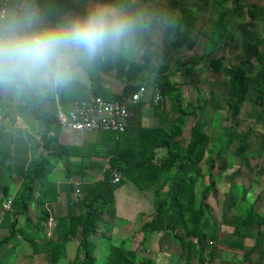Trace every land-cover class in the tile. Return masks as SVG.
Returning <instances> with one entry per match:
<instances>
[{
	"label": "crops",
	"instance_id": "0c3cea01",
	"mask_svg": "<svg viewBox=\"0 0 264 264\" xmlns=\"http://www.w3.org/2000/svg\"><path fill=\"white\" fill-rule=\"evenodd\" d=\"M71 1L85 11L91 3V0ZM182 5L192 11L196 22L188 40L181 34H170L163 49L156 52L155 65L161 66V71L142 69L137 78L125 82L124 74L130 62L144 63L143 55L138 58L109 56L84 68L75 81L77 86L73 95L78 98L93 94L92 88L96 87L101 89L103 94L109 93L128 98L138 85L145 83L147 92L138 102L130 104L126 130L120 135L114 133L113 136L111 132L102 131L79 132L60 125L57 144L67 147L70 152L65 155L58 148L51 149L52 152L56 149L60 151L58 155L53 154L50 157L52 172L48 177L49 181L56 184L58 195L54 201L45 205L50 213L53 227L56 218L77 215L80 212L78 199L84 196L94 182L108 172L109 159L112 156L133 155L131 147L138 143V136L142 129L161 127L169 131L180 127L179 119L182 115L172 109L173 103L169 100L170 97L176 96V93L171 92L163 96L161 106H158L153 102L154 86L168 90L169 86L176 85L180 93L181 108L184 112H196V115L195 113L189 116L183 115L185 125L182 126V134L175 136V140L186 139L190 128L196 122L205 131V127H209V123L214 122L215 117L212 116L215 115L225 116L226 122L218 119L220 124L231 121L236 125L242 124L240 121L237 123V119L228 118L230 114L264 115V43H258L264 37V18L254 20L249 28L245 25L249 19L248 6L264 7V0H183ZM258 52L262 54L261 60L254 59ZM247 59L251 60V64H245ZM215 60H219V66ZM238 67L245 70V76L241 80L235 78ZM35 96L38 99L37 103L41 104L44 111L55 117L59 111L62 112L61 90L56 93L29 91L17 93L11 89L0 88L1 102L8 109V115L5 118H1L0 113V124L6 128L11 123L14 135L15 133L16 136L19 135L15 137L14 146L16 147L14 153L12 151L11 158L16 156L14 163L20 169L23 167V170L34 168L40 155L41 147L37 145L35 147L32 144V141H35L44 130L42 121L35 117ZM19 121L22 126L16 125ZM249 129L254 132L253 136H258L256 131L264 130V120L256 118V121L246 130ZM32 132L37 135L36 138ZM165 152L163 147L156 148L155 158L165 155ZM17 179L19 180L15 181L12 187L13 194L21 183L20 176ZM44 179L45 177L36 180V191L45 181ZM154 187L156 186L141 191L132 182L126 181L115 190L116 217L113 228L107 231V237L96 235L91 238L96 245L94 251L96 262L97 259L105 262L111 245L109 240L113 238L112 231H115L117 227L127 226L124 234L114 236L113 239L118 241L117 244L122 240L128 243L127 239L130 236L138 243V239L133 236L136 230L129 232L127 222L122 220L123 222L120 223L116 219L117 207L122 208L125 205L126 210H132L134 206H137V209L129 214L130 221L137 220L138 215H144V217L148 213L152 215V210L151 212L148 210L150 206L153 207ZM76 190H78L77 194ZM117 198H119L118 201ZM138 212L140 213L137 215ZM7 217L0 209V229L5 227L2 224L7 221ZM46 230L47 228L44 232ZM55 237L53 228L52 237L48 239L55 240ZM79 238L78 234L67 239L61 258L56 262L51 260V255L46 251L42 240L37 241L41 247L40 251L34 253L31 246L27 243L29 247H26L23 245L25 241L19 238L16 245L9 243L0 247V264H71L77 252ZM44 239L47 240V238ZM19 246L22 248L15 253ZM102 247L105 250L102 252L104 255L99 258ZM179 251L173 258L172 264L178 262ZM224 253L226 252H220L216 259L221 260V255ZM241 262L243 260L237 261L236 264Z\"/></svg>",
	"mask_w": 264,
	"mask_h": 264
},
{
	"label": "trees",
	"instance_id": "16d2710c",
	"mask_svg": "<svg viewBox=\"0 0 264 264\" xmlns=\"http://www.w3.org/2000/svg\"><path fill=\"white\" fill-rule=\"evenodd\" d=\"M182 2L183 0H166L164 2L156 0L158 6L170 8L178 13L185 27L183 31L174 34H181L188 40L196 18L190 9L182 5ZM38 3L51 22L65 18L68 13H83L85 11L77 7L71 0H38ZM247 15L249 19L245 25L249 28L254 20L264 18V7L250 5L247 8ZM258 43H264V37ZM155 57L156 52L145 53L143 55L144 63L131 61L125 70V82L137 78L142 69L153 72L161 71V66L155 65ZM262 58V54L258 52L254 59L261 60ZM215 61L219 66V60ZM245 64H251V60H245ZM244 76V68L238 67L235 78L241 80ZM76 86L77 84L74 82L69 88L61 90L60 108L64 115H68L76 100L92 96H98L106 101L122 99L118 95L103 94L98 87L92 88L93 94L78 98L73 95ZM160 92L162 100L166 94L176 93V96L170 97L169 100L173 103L172 109L182 115L179 119L180 127L169 131H165L161 127L144 128L138 136V143L131 147L133 155L112 156L109 159L108 172L104 177L94 182L84 196L78 199L80 212L77 215L58 217L54 220L55 240H49L46 231L44 232L50 218V213L45 205L54 201L58 195L56 184L48 180L52 172L50 157L53 154L58 155L60 151L67 155L70 151L65 146H58L57 135L60 124L57 117L44 111L41 104L37 103L38 99L35 96V117L44 124V130L39 137L41 153L34 168L16 171V174L21 178L20 186L12 197V206H15L16 210L11 214L13 218L8 232L0 239V247L9 243L16 245L21 238L27 241L32 251L36 253L41 249L37 241L42 240L46 251L51 255V260L56 262L61 258L67 239L79 234L77 252L71 264H95L96 245L91 241V238L96 235L106 236L107 231L113 228V221L116 217L115 190L124 182L130 181L141 191L156 186L153 191L154 210L150 218L142 223L133 235L138 239L137 248L126 247V240L120 241L119 244H111L104 264H152L150 259L142 258L140 253L144 250L149 233L156 231H169L171 237L179 245V261L176 264H213L219 253L216 246L218 232L213 216L205 204L209 194L216 187L213 173L215 166L211 164L208 167L205 157L209 150L210 138L196 122L190 128L186 139L175 140V136L182 134V126L185 125L183 115L189 116L194 113L196 115V112H184L181 108L180 93L176 85L169 86L168 90L160 88ZM162 100L158 106H161ZM0 113L1 118L8 115V109L1 102V98ZM5 129L7 128H3V124H0V149L4 146V139L7 135L6 132L3 133ZM111 133L114 136V133ZM252 133L254 132L251 129L243 133L242 149ZM161 147L165 148V155L155 158V149ZM52 148H58L60 151L56 149L52 152ZM114 172L121 175L117 182L112 181ZM42 177H45V181L36 191L35 182ZM0 183H3L1 176ZM197 189L200 191L198 192ZM9 190L8 185L0 184L1 195H8ZM262 193L264 194V190ZM2 200V196H0V205ZM31 205L34 206V219L29 216ZM232 206L236 209L232 216L233 234L248 235L255 240L253 247L243 252V262L239 264H244L255 252L259 239L264 236V214L260 216L253 203L245 198H235L232 201ZM19 216L23 217L22 223L18 220ZM244 226H248L250 231L248 234L242 235Z\"/></svg>",
	"mask_w": 264,
	"mask_h": 264
},
{
	"label": "clouds",
	"instance_id": "9594fccd",
	"mask_svg": "<svg viewBox=\"0 0 264 264\" xmlns=\"http://www.w3.org/2000/svg\"><path fill=\"white\" fill-rule=\"evenodd\" d=\"M184 27L156 0H91L56 22L38 0H0V88L56 93L100 59L161 51Z\"/></svg>",
	"mask_w": 264,
	"mask_h": 264
},
{
	"label": "rangeland",
	"instance_id": "374dc122",
	"mask_svg": "<svg viewBox=\"0 0 264 264\" xmlns=\"http://www.w3.org/2000/svg\"><path fill=\"white\" fill-rule=\"evenodd\" d=\"M7 102L9 103V101ZM212 117H215L214 122H210L209 127H205V132L210 138L206 162L208 163V167L211 166V164L215 166L213 173L215 176L214 180L216 187L209 194L205 204H207L209 211L213 216L214 222L216 223V229L218 232L216 246L218 252H226L221 255V260L216 259L213 264H236L237 261L243 260V254L240 252L243 253L247 249L253 247L255 240L253 237L248 235L238 236L233 234L234 221L232 220V216L233 213L236 212V209L232 206V201L235 198H245V200L253 203L254 208L257 210L260 216L264 214V194L262 193L264 190V130L258 129L256 131L258 136H253L252 134L249 135L245 142L244 149L241 148L243 133L248 127H250V124L256 121V118L264 120V115L249 113L239 116L230 114V116H228L230 119H237V123L240 121L242 125H236L231 121L220 124L218 119L226 122V119H224L225 116L215 115ZM16 125L22 126L21 121L16 123ZM6 128L8 129L3 131V133L6 132L5 134H7L5 136L6 138L4 139V146L0 149V176L2 177L3 182L0 184L8 185L10 193H8V195H1L0 191V196H2L3 199L2 203L8 197H13V193H11L14 191V188H12L13 184L15 181L19 180L17 179L18 175L16 174V171H21L24 169L23 167L20 169L16 163H14L16 156L11 158L12 151L14 153V148L16 147L14 146L16 143V141L14 142L16 139L15 137H18L19 135L16 136V133L14 135V128L11 127V123ZM25 134H27V129H25ZM32 134L35 135V138L37 137L34 132H32ZM31 136L32 135H30V137ZM39 137L40 135H38V139L36 138L35 141H32V144L35 147L36 145L37 147H40ZM200 189H197V191L199 192ZM118 199L119 198L116 200L118 201ZM2 203L0 209L8 217L7 221L2 224L5 227H1L0 229V239L8 232L10 222L13 218L11 214L16 210L15 206H11L10 210L4 211ZM33 207L34 206L31 205L29 214L30 218L32 219L35 218ZM133 208L134 209L132 210H126L125 205L122 206V208H119V206L117 207L116 219L120 223L123 222L122 220L127 222L129 232H134L140 228L142 223L151 216V214L148 213L147 216L144 217V215H138L140 213L138 212L137 220L130 221L128 219L129 214L137 209V206H134ZM151 210L153 212L154 203L153 207L150 206V210H148V212H151ZM18 220L22 223L23 217L19 216ZM8 221L9 223L7 224ZM126 228V225L117 227L115 231H112L113 238L114 236H118V234H124ZM249 231L250 228L248 226H244L241 234H248ZM113 238H111L112 240H109L110 244H117L118 241H115ZM127 242L129 248H137L138 243L133 240L131 236L128 237ZM27 243L28 242L25 241L23 245L29 247V243ZM22 246H19L15 250V253H17L22 248ZM263 247L264 236L259 239L258 247L250 256V259L244 262V264H260L261 262L264 264ZM178 250H180L179 245L170 237L169 231L151 232L149 233L144 245V250L140 253V256L142 258L150 259L152 264H172V260L175 256H177ZM104 251V247H102L100 249L99 258L104 255H102V252ZM103 263V260L101 261L97 259L96 264Z\"/></svg>",
	"mask_w": 264,
	"mask_h": 264
},
{
	"label": "built area",
	"instance_id": "2783aa9c",
	"mask_svg": "<svg viewBox=\"0 0 264 264\" xmlns=\"http://www.w3.org/2000/svg\"><path fill=\"white\" fill-rule=\"evenodd\" d=\"M147 92L145 83L140 84L128 98L103 100L98 96L74 101L68 115L61 111L57 114V121L62 127L71 128L79 132H113L120 135L125 132L130 116L129 106L138 102ZM153 102L158 104L162 100L160 88L152 89ZM121 178L118 172H114L112 181L117 182ZM76 194L78 190L75 191ZM12 197H8L3 203L4 211L10 210ZM48 220L46 230L47 238L52 237L53 222ZM195 240V239H194ZM262 264V263H260Z\"/></svg>",
	"mask_w": 264,
	"mask_h": 264
},
{
	"label": "water",
	"instance_id": "95a60500",
	"mask_svg": "<svg viewBox=\"0 0 264 264\" xmlns=\"http://www.w3.org/2000/svg\"><path fill=\"white\" fill-rule=\"evenodd\" d=\"M75 14H81V13H79V12H72V13H69L68 15H66V17L67 16H70V15H75Z\"/></svg>",
	"mask_w": 264,
	"mask_h": 264
}]
</instances>
